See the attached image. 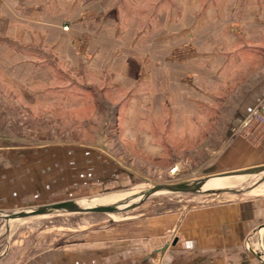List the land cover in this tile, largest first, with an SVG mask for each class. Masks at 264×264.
Returning a JSON list of instances; mask_svg holds the SVG:
<instances>
[{
	"label": "rangeland",
	"instance_id": "obj_1",
	"mask_svg": "<svg viewBox=\"0 0 264 264\" xmlns=\"http://www.w3.org/2000/svg\"><path fill=\"white\" fill-rule=\"evenodd\" d=\"M188 2L0 0L1 214L132 192L115 204L124 206L138 202L150 187L216 179L220 173L264 165L213 171L216 155L231 138L251 146L264 138L253 142L230 133L238 121L227 124L230 118L226 114L231 97L239 95L243 85L224 94L220 114L216 115L208 101V116L186 119L181 94L169 93L171 88L162 83L166 81L164 70L149 63L143 72L153 81H141V64L166 61L173 54L169 49L147 52L152 39L144 30L164 34L169 23L170 29L177 26L174 32L190 27L193 19L179 18ZM238 4L241 13L248 4L264 12V0H200L196 13L213 9L226 15ZM111 5L116 15L105 22L104 7ZM182 53L175 55L183 57ZM121 63L127 67L119 68ZM213 85L207 82L208 89ZM101 91L104 94L98 95ZM139 93L143 97L152 93L153 99L136 102ZM198 93L191 98H201ZM169 96L175 101L169 102ZM199 107L193 109L196 115ZM173 111L170 118L177 133L167 125V115ZM250 176L253 178L246 184L234 189L238 193L162 192L149 195L132 210L115 214L51 211L0 219V264H28L39 256L56 255L85 256V260L94 256L96 264H162L163 256L143 253L140 241L121 238L129 230L128 224L264 197V174ZM225 177L234 176L220 178ZM175 233L161 249L186 252L182 238ZM259 246L255 237L246 239L242 247L249 255L244 257L248 258L245 264H264V249L261 243ZM157 253L161 255L160 250ZM109 256L112 262L106 261H111ZM164 257L167 264H216L201 256Z\"/></svg>",
	"mask_w": 264,
	"mask_h": 264
},
{
	"label": "crops",
	"instance_id": "obj_2",
	"mask_svg": "<svg viewBox=\"0 0 264 264\" xmlns=\"http://www.w3.org/2000/svg\"><path fill=\"white\" fill-rule=\"evenodd\" d=\"M199 4L200 0H189L188 6L184 5L185 11L179 18L193 19V24L188 28L183 26L182 30L174 32L177 26L175 27L173 20L172 25L175 28L170 29L169 23L167 25L169 28L164 34L163 32L159 34L151 28L144 30L147 37L152 39L147 52L167 49L173 54L168 56L166 61L153 59L150 62L146 61V65L141 64L140 67L143 68L141 81H153L150 74L143 72L149 63L154 69L164 70L166 81L162 83L171 88L169 93L181 94L184 100L182 115L186 119L195 116L202 119L203 116H208V101L216 115L220 114L219 108L223 104L224 94L243 85L241 93L231 97L228 109L231 111L226 114L230 118L227 124L232 125L256 104L264 102V12L256 5L248 4L241 13L238 4L232 7L231 12H225L226 15L224 12L215 13L213 9L197 14ZM104 11L105 22L116 15L115 6L104 7ZM213 20L221 23L215 24ZM180 53L183 57L176 56ZM257 56H260L261 60L257 59ZM123 67L126 68L127 64L119 65V68ZM260 68L262 72L258 75L257 70ZM207 82L214 84L213 87L208 89ZM195 92H199L201 98L194 99ZM143 96V93H139L135 97L136 102L140 98L153 99L152 93L147 94V97ZM168 100L172 102L175 98L171 99L169 96ZM198 104L200 107L196 115L193 109ZM209 114H212V111ZM174 115L173 111L167 116L170 118ZM190 124L191 122L188 124L189 128ZM167 125H171V132L177 133L171 118ZM225 132L228 133V129ZM223 162H227L228 165L225 166ZM261 163H264V138L255 146L245 144L239 138H231L216 155V168L213 171ZM128 229L126 235L121 238L126 239L125 241L133 239L140 241L143 253L154 252L155 256H163L162 264L169 263L164 256L178 254L201 256V260L209 259L216 264H245L248 258L244 257L249 256L242 249L246 239L255 237V242L258 246L261 243L264 249V197L227 201L193 209L180 216L172 214L156 216L135 222L131 226L128 224ZM173 231L177 232L174 234L175 237H178L179 233L182 238L180 243L183 242L186 252L178 253L173 249L174 246L177 248L179 238L172 247L173 250L161 249L168 243L167 238ZM159 250L161 255L157 253ZM212 256L215 258L211 259ZM83 257L85 256H39L28 264H96L94 256H87V260ZM119 257L121 262L123 257ZM108 259L111 261L106 260L107 262H112V256ZM157 261L160 262V259Z\"/></svg>",
	"mask_w": 264,
	"mask_h": 264
},
{
	"label": "water",
	"instance_id": "obj_3",
	"mask_svg": "<svg viewBox=\"0 0 264 264\" xmlns=\"http://www.w3.org/2000/svg\"><path fill=\"white\" fill-rule=\"evenodd\" d=\"M264 174V165H260L257 167H251L245 170H241L238 172H224L217 175V177L221 176H239V175H251V174ZM209 179H200L196 181L182 182L177 184H164L160 186H155L151 190L145 193V196L152 195L154 193H162V192H171V193H202V192H226V193H238L240 190L234 189H204L203 185ZM264 179V176H263ZM146 197V198H147ZM80 201H65L61 203L50 204L46 206H40L38 208L22 211V212H14L12 214H1L0 219L11 220L18 218H25L35 214H41L51 211H66L71 213H105V214H115L120 212H125L134 209L138 205L127 204L124 206H102V207H94V208H85L79 205Z\"/></svg>",
	"mask_w": 264,
	"mask_h": 264
},
{
	"label": "bare ground",
	"instance_id": "obj_4",
	"mask_svg": "<svg viewBox=\"0 0 264 264\" xmlns=\"http://www.w3.org/2000/svg\"><path fill=\"white\" fill-rule=\"evenodd\" d=\"M252 178H253V176H250V175H239V176H234V177L210 179L208 182L204 183L203 188L204 189H212V190L235 189L236 187L243 186ZM152 188L153 187H150V190ZM132 195H133L132 192H124V193L94 197L91 199L80 201L79 205L81 207H85V208H94V207H102V206H115V204H118L117 202H121L122 200H124V199H126ZM146 197L147 196H145V194H144V195L140 196V199L138 202H135V203L133 202L130 204L138 205L143 200H145ZM123 202H127V201H123Z\"/></svg>",
	"mask_w": 264,
	"mask_h": 264
},
{
	"label": "built area",
	"instance_id": "obj_5",
	"mask_svg": "<svg viewBox=\"0 0 264 264\" xmlns=\"http://www.w3.org/2000/svg\"><path fill=\"white\" fill-rule=\"evenodd\" d=\"M230 133L242 134L251 141H256L264 135V102L256 104L237 124Z\"/></svg>",
	"mask_w": 264,
	"mask_h": 264
},
{
	"label": "trees",
	"instance_id": "obj_6",
	"mask_svg": "<svg viewBox=\"0 0 264 264\" xmlns=\"http://www.w3.org/2000/svg\"><path fill=\"white\" fill-rule=\"evenodd\" d=\"M91 93H92V91L91 90H89ZM104 91V90H103ZM103 91H101V92H99V94L98 95H102V94H104V92Z\"/></svg>",
	"mask_w": 264,
	"mask_h": 264
}]
</instances>
